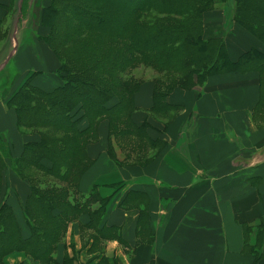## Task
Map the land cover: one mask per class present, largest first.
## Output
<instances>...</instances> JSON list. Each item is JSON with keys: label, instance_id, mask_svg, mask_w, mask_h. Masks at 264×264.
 <instances>
[{"label": "crops", "instance_id": "crops-1", "mask_svg": "<svg viewBox=\"0 0 264 264\" xmlns=\"http://www.w3.org/2000/svg\"><path fill=\"white\" fill-rule=\"evenodd\" d=\"M11 1L0 0V20L11 15ZM229 8L224 3L205 14L206 38L222 39L233 63L251 50L264 52L262 40L231 21ZM11 61L15 81L32 79L47 92L62 85L59 61L40 41L20 45ZM154 86L144 82L135 96L133 120L138 126L149 124L153 142L141 148V165H127V154L113 136L112 148L109 144V123L99 125V141L87 148L95 161L79 190L89 195L105 175L98 194L109 198L100 216H105L107 235L95 231L98 214L73 218L57 249L58 264H88L87 255L95 257L89 264H98L95 241L106 245V264H264V122L255 114L261 72L241 64L210 75L200 86L172 92L167 104L175 109L152 116ZM87 126L82 119L80 129ZM17 128L15 110L0 100V132L18 151L13 156L40 140ZM5 185L10 189L7 203L23 224L21 205L31 190L13 173ZM100 206L98 200L89 205L92 213ZM12 255L16 259L7 257L5 263L39 264L25 252Z\"/></svg>", "mask_w": 264, "mask_h": 264}, {"label": "trees", "instance_id": "trees-1", "mask_svg": "<svg viewBox=\"0 0 264 264\" xmlns=\"http://www.w3.org/2000/svg\"><path fill=\"white\" fill-rule=\"evenodd\" d=\"M111 1H116L117 4ZM57 2H60L59 5L64 10H59L54 4L44 11L42 18L46 17L54 21L51 33L45 40L62 62L58 71L62 85L51 92H43L32 86L30 82V84L26 83L22 91L15 95L14 99H17L14 102L10 101L9 105L16 111L20 127L39 128L49 124L51 128L69 133L71 139L68 142L53 141V145L48 146L49 138L40 135L39 142L26 144L21 158L25 166L34 165L49 172L50 169L45 167L43 161L50 160L53 163V171L51 169L50 172L58 173L57 175L62 176V179L71 176V181L75 183L93 164L91 159H87V168L81 155L84 151L87 154V145L98 138L96 135L99 132V125L107 121L111 136H116L121 127L118 124L120 118L124 119L125 124L122 125L127 128L126 136H136L139 140H145V144L153 145L147 132L149 124L144 122L138 126L133 120V114L137 111L134 95L143 84L134 79L129 82L117 80L114 88L108 80L103 83L99 75H94L91 71L89 74L75 71L65 62V57L58 46L61 41L58 37L55 41L65 11L71 16H80L83 19L82 23L85 24L82 27L90 28L80 29L81 31L91 30L100 38L102 36L112 40L111 42L118 40L124 43L131 42L128 54L119 60L120 63L125 64L134 60L141 64H149L158 71L175 73V78L161 87L157 84L154 88L151 109L157 113L175 109L167 104V97L175 90H191L202 85L210 75L238 69L241 64H244L245 68L253 66L261 72L262 92L256 113L264 109V52L251 50L238 62L233 63L222 39H209L205 36L204 16L216 8V0H100V4L104 7L95 10H91L81 0H54V3ZM232 2L235 5L230 3L229 6L231 21L249 29L264 43V0H232ZM128 5L132 7L131 10L126 8ZM150 14L152 18L145 20L144 18ZM88 23L89 27H87ZM66 27L67 30H77L72 24L65 23L61 32L64 33V30L67 32ZM109 77L110 74L107 75V78ZM111 101L113 103H110ZM56 107L58 109L53 114H48L41 120L40 116L43 113ZM80 111L85 112L84 115L87 117L83 114L77 117ZM52 117L58 119L52 120ZM84 117L87 118L89 125L82 130L78 127V123ZM94 127H97L96 132ZM124 132L126 133V130ZM41 146L44 151L37 150ZM34 152L36 163L29 162L32 164L28 165L25 159H31L32 157L27 156ZM72 161L75 168H71ZM63 167L67 170L65 175L61 174ZM84 168L87 170L82 172ZM75 187L77 188L78 185ZM4 192L5 190L0 187V196L3 193L5 198ZM95 196L96 198L99 196L96 186L89 198ZM70 197L74 196L69 191L47 194L33 188L29 199L22 206L25 224L32 232L29 238L23 236L17 214L5 198V205L0 209V236L8 232V242L11 243L9 250L12 246L24 248L23 250L30 248L32 254L47 258L49 255L44 254L41 249L45 246L53 254L70 219L83 210L79 203L72 204ZM103 200L102 206L94 213L88 207L90 213L102 216L108 199ZM40 225H44V228H40ZM19 243L29 245L19 246Z\"/></svg>", "mask_w": 264, "mask_h": 264}, {"label": "rangeland", "instance_id": "rangeland-1", "mask_svg": "<svg viewBox=\"0 0 264 264\" xmlns=\"http://www.w3.org/2000/svg\"><path fill=\"white\" fill-rule=\"evenodd\" d=\"M81 1L87 4V6L91 8V10L104 7L102 6V4H100L99 2L100 0H81ZM216 1H217L216 7L224 3L228 7L230 3L233 6L235 5V3L232 2V0H230L229 2L225 0H216ZM111 2L115 5L117 4L115 3L116 1H111ZM11 3L12 4H10V8H9V10L11 9V15L9 16L8 19L0 20V100H2V102L6 104V106L9 109H13L9 105V102L10 101L14 102V100L17 99V98L14 99L15 95L22 91L26 83L30 82L32 86H35L32 83V79H27L25 81L22 80L15 81V77L17 75L16 74L17 68H16V64L14 65L11 60L14 59V56H16V50L19 48L20 45L23 46L26 43H32L34 40L37 42L40 41L41 43H44L51 51V53L55 55V57L59 61V65L61 66L62 63L61 60L56 55L54 50L50 47L48 42L45 40L46 37H49L51 33V26L54 21L51 19L49 20L46 17L42 18V14L44 13V11L48 10L52 5L54 6V4H56V8H59V10L60 9L64 10L61 7V5H59L60 2L54 3V0H17V1L12 0ZM41 6L43 8H41ZM126 8L129 10L132 9L130 5L126 6ZM65 13L66 14L63 13L61 24L59 26L60 31L59 34L56 36L55 41L57 40V37L60 39L61 42L58 44V46L61 49L60 52H62V55L65 57V62H67V64H69L70 67H72V69H75V71L86 72V74H89L90 73L89 71H91L94 73V75H99L103 83H105V81L108 80V83L114 88H116L117 80H120L121 82L123 81L129 82L130 80L134 79L140 84H143L144 82L150 80L155 82V86L159 84L161 87L164 84H166L167 81H170V79L175 78L176 75L174 72H166L160 70L158 71V69L151 67L149 64L146 65L141 64L138 63V61L135 62L134 60L133 61L131 60L125 64L120 63L119 60L121 58H125L126 54H128V51L131 48V42L128 41L124 43L119 40L111 42L112 40H108L107 38H104L102 36L100 38L99 36L94 34V32L91 30L81 31L80 29H90V28L82 27V25L85 24L82 23L83 19L80 16H76V17L71 16L69 15L70 13L67 11H65ZM150 18H152L151 14L146 16V18L144 19L150 20ZM65 23L72 24L73 26H75L77 30L76 31L67 30L68 28L66 27L67 32H65V30L64 33L61 32V29L64 28ZM89 25L90 24L88 23L87 27H89ZM221 69H226V68L221 67ZM108 74H110L109 78H107ZM39 89L41 91L43 90L41 88ZM140 89L141 86L138 89V92L140 91ZM43 92H45V90H43ZM138 92H136V94ZM136 94L134 96H136ZM110 103H113V101H111ZM78 107L80 108L81 106L79 105ZM57 109L58 107L48 111L47 113H43V115L40 116L41 120L44 117H47L48 114L50 115L53 114V112L56 111ZM77 109H75L74 112H76ZM74 112L71 113L70 115L72 116ZM80 112L81 113L77 117H80L81 114L83 115L85 114V112L83 111ZM152 112L154 113L156 111H151V114L153 116ZM255 114H257L258 120H262L264 122V109L259 113H255ZM85 117L83 119L87 120V118ZM56 119L58 118L52 117V120H56ZM73 120H75V117ZM118 121H119L118 124L121 127L119 128V132H117L118 134L116 136L113 135V137L115 138L114 140L115 143H117V145L121 148V150L124 151L123 152L124 154H127L126 157V160L128 159V161H126L127 165L128 163L141 165V148L148 149L147 145L145 144V140L143 139L139 140L137 139L139 137L136 136L135 137L126 136L125 134L128 133L127 128L122 125L125 124L124 119L120 118ZM80 122L78 123V127L80 126ZM17 127L19 131L21 130L20 132L23 135L25 134L28 137L32 136L35 139L37 138L40 139L41 136H45L46 138H49L48 146L53 145L52 143L53 141L68 142L71 139V135L69 133L63 130H57L51 128L49 124H47V126L44 127L39 126V128H23L19 126L18 118H17ZM96 128L97 127H94L95 132H96ZM124 129L126 130V133L124 132L125 131ZM110 133L111 132L109 130L108 141L112 148L111 140H110L112 136ZM96 136H99V132ZM95 141L96 142L99 141V138L94 139L87 146L93 144ZM29 143H37V141L29 142ZM25 147L26 145H24V149L19 156H13L12 153L16 155L18 151L13 149L12 145L6 140V138L0 132V187L3 188V190H5L4 192L6 194L5 198L8 197L10 191V189L8 191L9 187L5 185V182L8 181L9 177L13 173L15 175L16 180L21 182L26 181L29 189L31 190V193L33 188H36L41 193H47V194L49 193L60 194L62 191H69L72 194V196H74L73 198L70 197V199H79L80 200L79 204L82 206L83 209L80 214L73 216L74 218H77L79 215L85 213L88 215H94L90 213L88 208L89 205L96 200H98L100 204H103L104 200L102 198H99V196L98 198H96V196L95 198L93 197L89 198V195L91 194L95 186L92 187V190L90 191L89 195L79 190L80 187L79 184L81 179L89 172V169L93 167L95 161L90 157L88 153V149H87V154L86 151H84V153L81 155V158L82 160H84L83 163L84 165L87 166V168H88L87 159H91L93 161V164L88 168V170L87 168L86 169L84 168L82 172H85L86 170L87 171L77 181H75V183H73L74 181H71L72 180L71 176L68 177V179H62L61 178L62 176L57 175L58 173L55 174L50 172L53 167V163L50 160L43 161L45 167L47 169H50L48 170L49 172L36 168L34 165H31L32 167L25 166L24 163L21 162L22 161L21 158L25 151ZM37 150L44 151V148L41 146ZM155 151L156 148L153 150V152L148 153V155L149 156L153 155ZM33 154L35 157L33 156ZM33 154H30L32 156L30 155L27 156V157H32L31 159H25L28 165L32 164L29 162L36 163L37 160L36 154L35 152ZM111 161L113 162V164H116L118 163L119 160L116 158L115 159L111 158ZM72 163H74V161L70 162L71 168H75ZM123 165H125V162H123ZM54 169L56 170V167H54ZM66 172H67L66 168L64 167L61 168V174L65 175ZM102 176L103 178L100 180V184L96 186L97 192H98V186L100 187L106 182L105 175ZM75 185H78L77 187L78 189L75 187ZM29 197H27V200L29 199ZM5 198L3 196V193H1L0 209H2L3 206L5 205L4 204ZM104 199H109V198H104ZM9 206L13 208L11 205ZM22 206L23 204L21 205V210H22ZM86 208L88 209V211H84ZM104 217H100L99 215H97L96 218L97 220L95 221L94 224L96 229L95 231L101 236L107 235V230H108V227H105L106 225L102 224ZM24 219L25 218L23 215V220ZM72 220L73 219H70L69 223L72 222ZM101 224L102 226H100ZM21 227H22L23 236L25 238H29L30 235L32 234L30 227H28L27 224H25V221H23V224L21 223ZM40 228H44V225H40ZM25 231L27 234H25ZM91 235H92L91 233H87L86 237L89 239V237H92ZM8 236H9L8 232H5L0 236V264H7L5 263V259L7 257L8 258L10 257V260H13L16 258H11V256H13L12 254L15 255V253H22V252H25L27 256L33 258L39 264H58L57 249L59 247V243L62 242V240L64 239L61 238V240H59V243L56 247V251H54L53 254H51V251H49L48 248L43 246L44 248H41L43 249L42 250L43 253L49 255L47 258H44L42 257V255L32 254L28 246H27L28 249L25 250H23L24 248L13 247V246L9 250L11 243L8 242ZM94 243L95 244L93 246L96 251L95 253H97L98 254L97 257L99 256V259H101L99 260L98 264H106L107 259H105V257L102 256V254L105 253L106 245L104 246L102 244L103 242H99V241L98 242L95 241ZM24 244L25 243H19L18 245L25 247L26 244L29 245L28 243H26L25 245ZM93 257L94 256L89 257L87 255V258L85 257L84 260L86 261V263L89 264L90 260L93 259ZM10 264H13V262H11Z\"/></svg>", "mask_w": 264, "mask_h": 264}, {"label": "bare ground", "instance_id": "bare-ground-1", "mask_svg": "<svg viewBox=\"0 0 264 264\" xmlns=\"http://www.w3.org/2000/svg\"><path fill=\"white\" fill-rule=\"evenodd\" d=\"M105 131L102 130V134L104 135Z\"/></svg>", "mask_w": 264, "mask_h": 264}]
</instances>
